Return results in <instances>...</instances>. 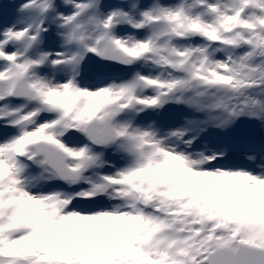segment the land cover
Here are the masks:
<instances>
[{
    "label": "snow or ice",
    "instance_id": "6c2138e0",
    "mask_svg": "<svg viewBox=\"0 0 264 264\" xmlns=\"http://www.w3.org/2000/svg\"><path fill=\"white\" fill-rule=\"evenodd\" d=\"M0 264H264V0L0 3Z\"/></svg>",
    "mask_w": 264,
    "mask_h": 264
},
{
    "label": "rangeland",
    "instance_id": "374dc122",
    "mask_svg": "<svg viewBox=\"0 0 264 264\" xmlns=\"http://www.w3.org/2000/svg\"><path fill=\"white\" fill-rule=\"evenodd\" d=\"M8 2V0H0V3Z\"/></svg>",
    "mask_w": 264,
    "mask_h": 264
}]
</instances>
